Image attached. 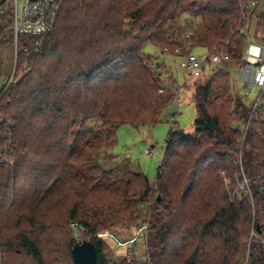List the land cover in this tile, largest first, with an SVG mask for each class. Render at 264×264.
<instances>
[{"label":"trees","instance_id":"trees-1","mask_svg":"<svg viewBox=\"0 0 264 264\" xmlns=\"http://www.w3.org/2000/svg\"><path fill=\"white\" fill-rule=\"evenodd\" d=\"M244 1L61 0L41 51L17 53L28 70L0 85V264H74L79 225L98 264H264V94L252 108L228 69L191 74L193 130L171 122L153 181L140 170L79 168L117 143L119 125L160 120L174 98L160 84L170 74L179 85L169 59L154 68L143 47L186 49L176 39L184 7L205 21L206 52H226V67L244 62L253 21L264 36L261 10ZM4 3L0 52L13 44ZM127 222L134 231L146 223L142 261L111 254L125 245L97 235L127 241L113 230Z\"/></svg>","mask_w":264,"mask_h":264},{"label":"rangeland","instance_id":"rangeland-1","mask_svg":"<svg viewBox=\"0 0 264 264\" xmlns=\"http://www.w3.org/2000/svg\"><path fill=\"white\" fill-rule=\"evenodd\" d=\"M257 7L259 8V10H261V15H263L264 0H258ZM261 17L262 16H260V20L262 19ZM178 22L182 26V32L185 30L189 31L187 37L185 34H178L176 39H179L178 41H180V46L184 48H186L187 46L189 48L193 47L192 51L197 55L206 54L207 52L205 48L201 46L203 31L202 26L205 22L202 16L199 15L197 12L193 11L192 9L190 10L189 7L186 6L184 7L180 18H178ZM251 28L252 29L250 30V33L254 36V40H258V38L262 35L261 33L256 32L258 30L257 23H255ZM257 33H259V35ZM173 43L168 44V46H173ZM249 43L250 36L244 44V52ZM143 51L147 54L152 55L153 60H161V56H157L158 49L155 48L152 44H145L143 47ZM17 55V60L21 61L20 64H18L15 60V51L13 44H7V47L2 52H0L1 82L7 80V77L9 76L13 65L15 67L14 71L16 73L21 72L19 79L24 75L25 70L23 69V64L25 63V58H19V54ZM170 57L173 56L171 55ZM164 59L167 60L169 59V57L166 55L164 56ZM238 64L240 63L235 62L229 65V67L231 68V80L233 83V88L235 89L236 87L238 92L244 95L246 94V91L243 87V82L235 74V65ZM242 64H244V62ZM209 67L211 66H206L207 70ZM169 72L173 74L174 69L170 67ZM168 76H166L165 79H167L166 81L170 83V74ZM201 79L202 78H199L198 80L200 81ZM193 80V75L178 70L177 84L179 85V87L174 86V83L172 82V89L170 91H167V93L173 94L174 98L162 109L159 121L147 122L144 124L137 125L127 123L119 125L116 132L118 138L117 143L112 148H102L99 153L90 156L88 161L80 165L79 168L81 170H84L87 166L99 164L107 169H110L114 175L122 177L125 176L127 170H140L146 175V177L150 181H153L156 166L158 163V151L163 145L164 138L167 134L171 122L177 121L178 125L187 132H192L193 130L192 122L195 117V107L191 100ZM256 93L257 89L255 87L248 88L249 97L255 95ZM151 147L154 149V152L152 154L145 153V149ZM142 212V210L139 211V214L141 215ZM75 227L76 226H74L73 228L74 235L77 239H80L83 236L81 228ZM134 228V223L127 222L124 225L114 226L113 230L116 232L119 238L123 239L134 235ZM132 245L135 249V254L141 255V253L144 252V235L136 237ZM123 249L124 247L116 248V246H114V249H112L111 254H119V251L120 253L121 251L125 252L126 248L125 250ZM112 258H115L114 255L112 256Z\"/></svg>","mask_w":264,"mask_h":264},{"label":"built area","instance_id":"built-area-1","mask_svg":"<svg viewBox=\"0 0 264 264\" xmlns=\"http://www.w3.org/2000/svg\"><path fill=\"white\" fill-rule=\"evenodd\" d=\"M5 7L11 11L12 14V31H13V45L15 51V60L17 52L22 50L28 53H38L41 51L45 35H47L54 27L57 12L61 3V0H4ZM256 0H246L242 3V9H252L256 5ZM0 12H2L0 10ZM246 17V15H244ZM251 23V27H253ZM189 31L185 30L182 34H187ZM250 43L246 47L243 54L244 64L235 65V74L243 82V87L248 95V88L255 87L257 93L251 96L253 101L252 108H256L259 104L263 102L264 94V36H260L258 40H254L253 35L249 32ZM30 39L29 43L20 44L19 40L21 38ZM172 56L167 47L158 49L157 56L169 57L171 62V67L174 69L173 77L177 80V71L181 70L184 73L198 75L206 66H218L221 68L228 69L231 71L230 67H226L228 62V55L224 51H212L207 52L204 55H197L187 47L186 49L175 46L172 51ZM25 72L28 70L26 62L23 64ZM151 65L154 68H158L157 61L151 60ZM15 67L13 68L7 77L6 81H0V85H5L4 90L10 83H14L19 80L20 73H16ZM171 87L169 82H162L160 84L159 90L163 91L166 88ZM154 149L147 148L145 153L152 154ZM159 157L161 156V149L158 151ZM10 162V161H9ZM74 225V223H73ZM83 229L82 226H78ZM146 230V223L142 222L135 230L134 235L127 241H120L115 234L109 230H103L97 232L98 236H109L116 241L117 245H125L126 251L124 256L127 261H129L135 254V249L132 242L136 237L144 235ZM146 254L139 255V260L146 258Z\"/></svg>","mask_w":264,"mask_h":264},{"label":"water","instance_id":"water-1","mask_svg":"<svg viewBox=\"0 0 264 264\" xmlns=\"http://www.w3.org/2000/svg\"><path fill=\"white\" fill-rule=\"evenodd\" d=\"M261 26L264 27V12L261 19ZM71 255L74 264H98L95 245L89 240H77L71 248Z\"/></svg>","mask_w":264,"mask_h":264},{"label":"bare ground","instance_id":"bare-ground-1","mask_svg":"<svg viewBox=\"0 0 264 264\" xmlns=\"http://www.w3.org/2000/svg\"><path fill=\"white\" fill-rule=\"evenodd\" d=\"M254 37V36H253Z\"/></svg>","mask_w":264,"mask_h":264}]
</instances>
